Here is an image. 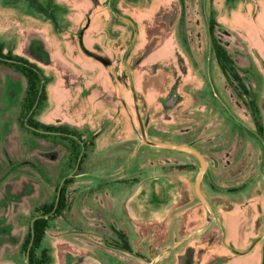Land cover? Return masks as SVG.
Segmentation results:
<instances>
[{"label":"rangeland","instance_id":"rangeland-1","mask_svg":"<svg viewBox=\"0 0 264 264\" xmlns=\"http://www.w3.org/2000/svg\"><path fill=\"white\" fill-rule=\"evenodd\" d=\"M40 2L53 17L35 10L27 0H0L3 52L35 64L44 77L47 99L35 118L45 124L64 125L80 133L82 138L78 128L82 125L102 128L112 124L105 122L109 117L102 121L103 115L112 114L123 91L107 57L113 53L106 46L105 56L102 45L105 42L109 46L108 40L112 43L115 35L118 77L122 86L129 89L132 124L142 140L139 150L138 141L124 146V160L136 156L138 151L147 155L149 175L161 171L163 160L162 171L171 176L180 195L178 205L166 221L144 223L140 233L133 229L129 234L133 244L131 255L114 248L118 242L122 244V236L128 239V235L108 217L103 223L87 218L92 223H87L83 231L78 219L100 213L94 206L91 209L93 186L77 175L83 165L78 169L79 163L76 168L81 143L72 135L55 132H46V137L36 135L32 128L24 126L27 79L16 68L0 63V264H27L31 245L27 246V237L39 214L35 209L55 203L65 177H72L65 185L70 207L63 215L49 220V228L37 250L40 256L43 248L48 249L50 260L44 264H72L77 258L91 259L93 244L108 247L114 264H200L199 257L194 258V253L190 256V236L225 242L221 215L236 214V207L243 199L245 211H239L242 217L233 224H239L240 243L252 245L259 231L257 225L261 223L258 210L264 209V0ZM112 2L121 16L112 10ZM99 13L112 14L111 25L95 19L87 26L88 18H95ZM211 21L215 22V29L210 34ZM84 29L94 34L93 44L88 43L90 34L83 33ZM45 33L50 38V48L46 46ZM35 41H44L41 49L32 48ZM214 41L225 46L242 76L244 87L238 88L241 95L236 89L237 81L220 68L212 48ZM88 60L101 63L100 68H90L93 73L89 75L82 73L88 71ZM124 64L130 70L136 100ZM136 106L150 140H156L153 135L177 140L188 138L208 161L201 189L206 191L212 185L218 191L211 196L216 214L213 211V215H208L195 192L200 168L198 158L164 147L146 146ZM83 139L89 146L83 166L92 169L94 164L88 157L94 138ZM180 165L186 167L183 169ZM222 178L224 181L220 183ZM242 189L245 192H238ZM196 208L201 210V215H196ZM200 216L203 218L196 222ZM68 217L71 227L67 225ZM228 225L226 249L234 256L239 251L231 243L238 240L232 238L235 228L231 220ZM68 241L73 244L70 259L66 255ZM263 246L260 244L244 255H236L237 258L219 257L218 263L264 264ZM80 251L86 255L75 257Z\"/></svg>","mask_w":264,"mask_h":264},{"label":"crops","instance_id":"crops-1","mask_svg":"<svg viewBox=\"0 0 264 264\" xmlns=\"http://www.w3.org/2000/svg\"><path fill=\"white\" fill-rule=\"evenodd\" d=\"M103 14L104 13H99L98 16H96L97 18H93L92 16L89 17L87 21V26H90L95 19L97 22L101 21L107 23L108 25H111L112 14H108V16L107 14ZM33 17L36 18L37 15ZM82 25L84 27V21L81 23V26ZM102 25L103 24H101L100 28H102ZM87 30L88 29H84L83 33L90 34L88 43L93 44L94 34L88 32ZM104 30L108 29L104 28ZM45 37L47 43L46 46H49L50 48V38L47 36V33H45ZM70 37L75 38V36H73L72 34L70 35ZM112 40V43L110 39L108 40L109 46L105 42L103 43V52L105 56L108 55V60L112 62L111 65L114 69L115 78L120 84L123 94L119 98V105L117 103V105L112 109V114L110 113L109 116L103 115L104 119L102 121H104L105 118L109 117L105 120V122L109 121L112 123L111 125L102 128L94 124L91 127L90 125H87V127L85 125L78 127L80 132L82 131L81 133L83 134V138L86 139L89 136H92L94 138V146L92 148L93 150L90 154V157H88V161L92 160L94 167L92 169H85V166H83L84 163H86L85 159L82 165V170L79 171L77 175L80 177V179L83 180V182L89 183L88 185L91 184L93 186L95 194L93 195L94 204L91 205V209L94 206L97 209L96 212L100 213L97 216H86L82 218L80 217L78 220L82 222V224H80L78 221V225L82 226L81 229L83 231H86L85 228L87 227V223L91 222L87 218L96 219L100 221V223H103L107 221L105 217H108V220L112 221L116 225V227H122L123 229H125L127 231V235L129 236L133 229H135L134 231L140 233V227L144 223H159L166 221L171 215L172 211H174V209L178 205L180 192L170 175L163 173L162 171L149 175V158L147 155L143 156L141 153L139 154L138 151L136 156H131L129 160H124L126 154L124 146L128 142L138 141L136 143L138 145L137 149L139 150L141 147L140 141L142 140L137 137V131L135 130L132 124V111L130 108L132 105V97L127 94V89L122 86V83L120 82L118 77L116 66L117 38L115 35L113 36ZM42 45H44V41H41L40 43H38V41H35L33 42L32 48L34 47L35 49H41ZM106 46L109 50H111L110 52H112L113 54L106 55ZM87 63L88 64L86 68L88 69V71L82 72L86 73L87 75L93 73L91 72V70H89L90 68L94 70L95 68H100L99 65H101L100 61L98 64H95L94 61L88 60ZM81 69L83 68H80V73L82 71ZM78 73L76 74L77 76L79 75ZM18 77L21 78L22 75L18 73ZM92 77L94 78V76ZM122 97H124V101L122 100ZM121 103H123L124 107L121 105ZM117 121L120 122V125L116 124ZM144 143L146 144V142ZM117 149H120V152H118ZM118 155H121V158L116 159L115 157ZM137 158H139V160L135 161ZM99 161H101L102 163ZM88 163L89 162H87V164ZM104 163L108 164V166H102V164ZM222 181H224L223 178L219 182L222 183ZM222 189L223 188L221 187L220 192H223ZM203 192L209 193V195H206L205 193L204 194L210 201L214 214H216L217 209L211 196H213V192L218 191H215L213 189V186L210 185L206 189V191ZM238 192H245V190L242 189ZM85 197V199H87V196ZM222 197L223 196L221 194V198ZM236 208V214H230L228 212L227 214L221 215V225L225 228L226 231L225 242H213L210 240V238L200 240L198 236H190V239H192L190 245L194 247L193 248L191 246L190 256L194 253L193 257H199L198 260L202 261L200 262V264H219V257L231 254H229V251L226 249V245L228 246V243H226L227 232H229V227L227 226H229L228 224L231 220V226L235 228L232 238L237 239L239 235V224L236 222V224L234 225L233 223L234 221L241 219L242 215L239 216V211H245L244 199ZM258 211L260 213L259 218L261 220L259 222L261 223L257 225L256 220L254 221L255 226L257 225L259 231L254 237L252 245L251 243H240V241L237 239L238 241H236L235 243H231V245L233 244V246H235L239 252H237V254L234 253V256L230 255L231 257L237 258L236 255H244L247 252H250L253 249L257 248V246H259L260 244H264V209ZM194 212H196L197 216L201 215V210H199V208H196ZM84 215L86 214L84 213ZM201 217L202 216H200V218H197L196 222H199L203 218ZM68 221L69 217L67 222ZM226 221H229L228 224H226ZM67 225H69L68 227H71L70 222H68ZM84 234L86 235L87 232H85ZM143 238L146 239V237L144 236ZM129 239L130 245L132 247V238L129 237ZM84 241L86 242V240ZM67 246V254H65L69 258V254H71L72 252L73 244L68 241ZM174 247L176 246H173V248ZM93 249L95 255L93 254L91 259L85 258L83 260L77 258L76 260L74 259V262L72 264H96L99 262L101 264H105L104 261H107V255L109 254L108 247H104L101 244H93ZM82 255L86 254H81V251L79 254H74L75 257H81ZM68 258L67 260L70 259ZM61 264L66 263L61 262Z\"/></svg>","mask_w":264,"mask_h":264},{"label":"trees","instance_id":"trees-1","mask_svg":"<svg viewBox=\"0 0 264 264\" xmlns=\"http://www.w3.org/2000/svg\"><path fill=\"white\" fill-rule=\"evenodd\" d=\"M12 1L16 2V1H21V0H12ZM27 1L30 3L32 8H34L35 10H37L39 12H44L47 15L53 17L52 13L49 12V10L41 4L40 0H27ZM112 1H114V0H112ZM111 8L114 12L115 11L118 12V10L113 5V2H112ZM208 28H209L210 34L213 33L214 29H215V22L211 21L209 23ZM212 48H213V51L215 52L217 62L219 64L220 68L222 69V71L225 73V75H227L228 77H231L237 81L238 86L236 87V89L239 92L238 94L241 95V92L238 88L241 89L244 87V84L242 83L243 81L241 78L242 76L239 75L237 68H236V65L234 64L232 58L229 56L227 49L225 48V46H222L215 41L212 44ZM0 63L7 64L9 66L16 68L27 79V88H26V92H25V98L23 101V102H25V106L27 107L26 118H25V121H23L24 126H29V127L31 126V127H34L38 130H42L44 133H40V131L34 130V129H33L34 130L33 132L36 135H42L43 137L47 136V134H45L46 132H48V133L49 132L50 133L55 132V133H59L61 135H66V136L72 135L74 137H77V139L81 143L82 152L84 150V153L82 154V158L80 161V166L78 168V169H81V164L84 162L85 158L87 157V155H88L87 150L89 149L88 143H87V141H85L82 138V135L80 133H77V131H75V130H72L68 127H65L64 125L45 124V123L38 121L35 118L36 113L39 112L40 109L41 110L43 109V106L45 105V101L47 99V94H46L44 83H43L44 77H43V74H42L41 70L39 69V67H37L35 64L27 61L26 59H24L22 57L12 56L10 53H4L2 45H0ZM127 90H129V89L127 88ZM36 102H37V105L35 106ZM29 113H30V115H28ZM153 137L156 138V140L158 139V141L170 142V143H175V144H187V145H190V146L196 148L194 145L191 144V140L188 138H184L182 140H177V139H167L165 137H156V135H153ZM90 143L92 145H94V142H90ZM145 145L149 146L148 144H145ZM162 149H166L169 151H176V152H180L182 154L184 153V154L193 155L189 152L177 150V149H172V148H165L164 147ZM163 163L164 162L162 160V164ZM162 164H161V167H162L161 171L165 169L164 164L163 165ZM185 167H186V165H180V168L184 169ZM162 172L164 173V171H162ZM71 179H72V177L65 179V183L61 187V192H60V195L58 198L57 206H55L56 201H57L56 200L55 203L51 204L49 207L47 205H42V206L36 207L35 210L39 214L33 220L32 228H31L30 232L28 233V237H27V246L30 245L31 240L33 238V243L31 245V248H30V251L28 254V264H44L50 260L47 248H43L41 250L40 256H37V250L40 249L42 242L45 238L46 232L49 228V220H53L58 215H63L64 212L69 210V207H70L69 203L70 202L65 196V194H66L65 185L69 184L72 181ZM118 233L120 234L121 232H118ZM121 238L123 239V242H124L122 248L132 252V248L128 242L127 237H126L127 240L123 236Z\"/></svg>","mask_w":264,"mask_h":264},{"label":"water","instance_id":"water-1","mask_svg":"<svg viewBox=\"0 0 264 264\" xmlns=\"http://www.w3.org/2000/svg\"><path fill=\"white\" fill-rule=\"evenodd\" d=\"M115 13L118 16H121V15L118 14L117 11H115ZM136 34H137V32H135L134 38L136 37ZM124 57H123V63H125L124 62L125 61ZM125 67L127 69L128 74L130 75V70L128 69V67L126 65H125ZM130 86H131V89L133 91L134 99L136 100L137 99V95H136V92H135V87H134V83L132 81L131 75H130ZM36 105H37V102H36L35 106ZM136 112H137V117H138L139 125H140V133H141V137H142L143 141H145L146 143H148L150 145H154V146L172 148V149L186 151V152H189V153L195 155L198 158V160L200 162V168H199V171L197 172L196 179H195V192L198 195V197L201 199V201L203 202V204H204V206H205V208L207 210L208 215H213L212 205H211L210 201L208 200V198L205 196V194L203 193V191L201 189V183H202V179H203L204 173L206 172V169L208 167V161L205 159V157L202 155V153L200 151H198L196 148H194V147H192L190 145H187V144H175V143L163 142V141H158V140H150L148 138V135H147V132H146V129H145V125H144L143 119L141 117V114H140L138 106H136ZM30 128H32L34 130H38V129H36L34 127H31V126H30ZM38 131H41V130H38ZM82 153L79 156L76 168L79 166L80 160L82 158ZM71 175L72 174H69L68 176H71ZM65 179H66V177L63 179V181ZM60 192H61V187L58 190V196H57V201H56V205L55 206H57ZM32 243H33V238L31 240V245H32ZM31 245H30V247H31ZM30 247H29V250H28V254H29V251H30ZM166 252H168V250L165 251L164 253H166ZM27 264H28V261H27Z\"/></svg>","mask_w":264,"mask_h":264},{"label":"flooded vegetation","instance_id":"flooded-vegetation-1","mask_svg":"<svg viewBox=\"0 0 264 264\" xmlns=\"http://www.w3.org/2000/svg\"><path fill=\"white\" fill-rule=\"evenodd\" d=\"M127 240V239H126ZM123 241V240H122ZM130 241V239H129V236H128V242ZM119 243V245L117 246V247H114L116 250H119V251H122L123 253H127V254H133V252H131V251H128V250H126V249H124V248H122V246H123V244H124V242H122V244H120V242H118ZM129 244H130V242H129ZM131 246V245H130ZM111 257H110V254H108L107 255V261H104V263L105 264H114L112 261H111ZM113 260H115V258L113 259ZM103 263V262H102ZM96 264H101L100 262L99 263H96Z\"/></svg>","mask_w":264,"mask_h":264}]
</instances>
